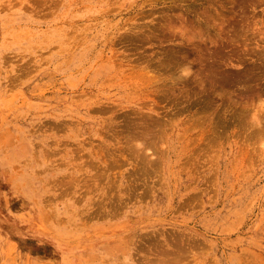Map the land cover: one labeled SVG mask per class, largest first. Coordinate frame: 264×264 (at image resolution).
<instances>
[{
    "label": "rangeland",
    "instance_id": "1",
    "mask_svg": "<svg viewBox=\"0 0 264 264\" xmlns=\"http://www.w3.org/2000/svg\"><path fill=\"white\" fill-rule=\"evenodd\" d=\"M0 264H264V0H0Z\"/></svg>",
    "mask_w": 264,
    "mask_h": 264
}]
</instances>
